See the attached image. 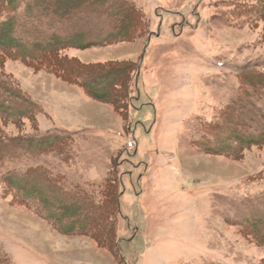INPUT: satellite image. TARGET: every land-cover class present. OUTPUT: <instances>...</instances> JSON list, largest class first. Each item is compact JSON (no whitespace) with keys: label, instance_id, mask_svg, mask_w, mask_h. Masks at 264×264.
Returning <instances> with one entry per match:
<instances>
[{"label":"rangeland","instance_id":"obj_1","mask_svg":"<svg viewBox=\"0 0 264 264\" xmlns=\"http://www.w3.org/2000/svg\"><path fill=\"white\" fill-rule=\"evenodd\" d=\"M29 1L8 13L14 35L95 43L57 54L105 64L92 84L107 98L0 53V77L39 107L0 118V137L63 142L0 162L15 181L39 179L33 193L44 198H23L0 174V264H264V88L241 85L264 74V0H124L138 12L109 0L122 36L106 43L111 17L57 21L25 13ZM238 136L261 143L225 152Z\"/></svg>","mask_w":264,"mask_h":264},{"label":"trees","instance_id":"obj_2","mask_svg":"<svg viewBox=\"0 0 264 264\" xmlns=\"http://www.w3.org/2000/svg\"><path fill=\"white\" fill-rule=\"evenodd\" d=\"M70 1V0H69ZM68 0H30L26 6H25V13L30 14L33 13V11H36L40 13L44 18L51 19L50 17L55 18L57 21H66L68 20L72 15L82 13L83 11L91 10L92 13H100L102 15H106L108 17L112 18L113 21V32L106 36L101 42L106 43L110 39H117L121 34H118V26L117 21L112 16L113 12H110V9L106 8L104 6L105 3L109 2V0H80L78 4H76L74 7H68L65 8V6H68L69 4ZM120 6L126 5L128 9L136 11L134 6L128 4L127 1L124 0H115ZM124 5V6H125ZM0 8L1 11H4L5 18L0 22V53L2 52H13L14 54H17V56H20L21 59L25 61L27 64H31L35 67H43L45 69H54L55 71H59L60 73H70L73 74L79 85L86 89L89 93H91L96 99L98 100H105L107 98V94L105 92L97 91L95 87L93 86L94 81H102L103 76H105L108 70L101 69L105 64H96V65H79L77 63H74V61H68L66 62L64 60V57H61L57 54V52H60V50L64 49L65 47H73L76 49H85L89 48L93 45H96L95 43H82L79 39H73L71 40H59L56 36H51L46 41H39L37 39H33V41L29 42L28 44H24L21 42L20 39H18L14 33H15V27H16V21L14 17H9L8 13L15 14L18 10L17 3L15 0H0ZM138 12V11H136ZM80 37L79 35H77ZM122 36V35H121ZM100 42V43H101ZM20 54V55H19ZM97 69V70H95ZM98 71V72H95ZM249 72L250 74H243L244 78L242 80L241 85L249 88H253V92L255 93L256 88H264V74H256L253 72ZM101 72V73H99ZM254 73L253 75H251ZM114 76V74H112ZM247 76V77H246ZM110 84L114 85L112 76H110ZM113 82V83H112ZM241 86V87H242ZM243 88V87H242ZM2 96H8V98L11 99V101H8L7 99H4L0 102V118L6 119H20V118H28L29 115H27V112H31L34 110V108H39L36 104H34L33 101L28 99L25 95L21 94L19 91L11 88V85L6 81L5 78L0 77V99H2ZM246 97V96H245ZM244 105L239 103L237 105V108L235 110L233 107H227L226 109L222 110L221 113H218L219 121L221 122L220 125L216 126H222L224 123H229L226 118L232 116V113L238 112L243 110ZM221 116V117H220ZM240 123L242 121L240 120ZM243 124V123H242ZM237 124V127H244L243 124ZM264 135V133L262 132ZM45 135H47L45 133ZM36 136L31 135L28 137L24 136H16L13 138H5L0 137V162L5 159H13L15 156H18L20 154L29 153L30 155H35L38 153H41L43 150H48L46 148H56L57 150L59 147H62V141L58 137H50V136ZM239 137V136H238ZM233 138L234 144L236 145L235 148H230V146L224 147L225 152L231 151L232 154L237 153L236 150L238 147H251L258 145L259 143L264 144V138L260 139H254L253 137H248V139H240L239 138ZM261 141V142H260ZM210 151V150H208ZM220 151V150H218ZM211 152H214L211 150ZM62 153V152H61ZM60 153V154H61ZM3 175L2 179L4 182L10 187L14 188L15 190H19L22 193V197L25 199H35V200H42L41 195H35L33 193V190L36 188L39 183V179L37 181H33L34 183H28V180H25L26 177L23 176V178L20 181H15L13 177L6 172L5 174L1 173ZM40 177V176H39ZM117 183L120 186H122L123 182L121 179H117ZM24 186V188H21ZM34 195V196H33ZM121 196L122 193H119ZM54 200V199H53ZM63 207V205H62ZM58 210L62 209L56 208ZM85 209H89L88 206L85 207ZM63 212H65V207L62 209ZM62 216H67V214H63ZM117 242V241H116ZM114 243V246L116 244ZM0 263H2L0 261ZM4 263V262H3Z\"/></svg>","mask_w":264,"mask_h":264}]
</instances>
